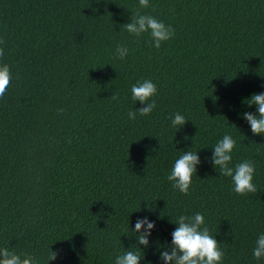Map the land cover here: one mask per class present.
I'll return each mask as SVG.
<instances>
[{"label":"trees","instance_id":"trees-1","mask_svg":"<svg viewBox=\"0 0 264 264\" xmlns=\"http://www.w3.org/2000/svg\"><path fill=\"white\" fill-rule=\"evenodd\" d=\"M149 4L140 11L175 29L159 50L123 29L139 0H0V64L12 75L0 98V247L40 264L51 248L60 251L49 264H115L128 250L163 264L177 217L201 213L223 264H264L253 256L264 234V135L242 118L258 114L247 100L264 93V0ZM145 79L156 108L131 120L143 106L131 87ZM176 113L188 120L178 131ZM224 135L236 140L230 166L254 163L256 193L236 194L213 167ZM187 151L201 163L183 195L167 176ZM144 217L155 228L142 250L132 229Z\"/></svg>","mask_w":264,"mask_h":264},{"label":"clouds","instance_id":"clouds-1","mask_svg":"<svg viewBox=\"0 0 264 264\" xmlns=\"http://www.w3.org/2000/svg\"><path fill=\"white\" fill-rule=\"evenodd\" d=\"M150 7L149 0H139V8L132 12L130 23L124 24L123 29L131 36L140 38L147 33L150 37V45L157 50L162 43L174 38L175 29L169 24L156 17L145 14L140 9ZM5 41L0 39V44ZM128 48L125 45L117 44L115 57L124 60L128 56ZM4 49L0 47V57H3ZM12 75L7 64H0V98H3L11 82ZM157 95V86L151 80L145 79L138 81L131 87V99L135 104L137 101L143 105L139 109L129 111L128 117L135 120L137 113L140 116H149L156 108V101L152 99ZM112 100H119L117 94H112ZM248 101V106L253 105L257 108L258 114L244 112L242 118L250 125L254 135H264V93L253 94ZM61 111H63L61 109ZM188 120L176 113L171 119V126L180 130ZM176 131V132H177ZM236 145V140L231 135H224L213 149L211 163L215 169H219L222 176L232 180V190L238 195L256 193L257 187L253 183L255 175V165L250 160H244L230 166L232 162V152ZM201 163L198 152L187 151L175 161L167 180L171 182L173 190H178L183 195L189 194L192 184L193 174L197 172V165ZM173 223V222H172ZM177 227L171 233L172 240L170 245H165L167 250L160 251V259L163 264H223L225 252L220 248V243L210 235L208 227L205 225V218L201 213L192 216L180 215L174 222ZM155 228L154 222L147 217L137 219L133 235H136V246L147 248L150 246L149 237ZM143 250V249H142ZM60 250L48 252L45 264L57 259ZM253 256L260 260L264 258V234H260L255 241ZM139 251H125L115 259V264H140ZM0 264H40V260L28 253L17 254L8 247H0Z\"/></svg>","mask_w":264,"mask_h":264}]
</instances>
